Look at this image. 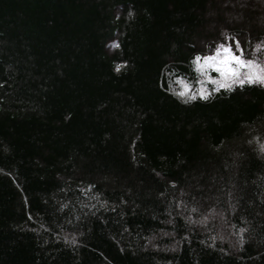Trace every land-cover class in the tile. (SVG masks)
Returning a JSON list of instances; mask_svg holds the SVG:
<instances>
[{
    "label": "trees",
    "instance_id": "trees-1",
    "mask_svg": "<svg viewBox=\"0 0 264 264\" xmlns=\"http://www.w3.org/2000/svg\"><path fill=\"white\" fill-rule=\"evenodd\" d=\"M225 46L264 68V0H0V264H264V83L197 67Z\"/></svg>",
    "mask_w": 264,
    "mask_h": 264
},
{
    "label": "snow or ice",
    "instance_id": "snow-or-ice-1",
    "mask_svg": "<svg viewBox=\"0 0 264 264\" xmlns=\"http://www.w3.org/2000/svg\"><path fill=\"white\" fill-rule=\"evenodd\" d=\"M236 46H239V42H236ZM224 56L222 59L218 57H204V64L207 67H215V70L221 74L224 80H232L235 83L243 84L245 80L248 83H252L254 81H258L260 83H264V68H259L255 65L253 61L244 60L240 56L235 55L232 52V48L230 46H225L223 48ZM196 61L199 65L200 57L197 56ZM119 67V66H118ZM241 68H248L249 71L244 74V78H241ZM220 87L229 88L230 85L224 82H220ZM184 93L181 92L180 95ZM202 98H206V94L204 92L200 93ZM192 98H195L194 96Z\"/></svg>",
    "mask_w": 264,
    "mask_h": 264
},
{
    "label": "rangeland",
    "instance_id": "rangeland-1",
    "mask_svg": "<svg viewBox=\"0 0 264 264\" xmlns=\"http://www.w3.org/2000/svg\"><path fill=\"white\" fill-rule=\"evenodd\" d=\"M213 56L222 59L223 56H224L223 49H221V50L215 52V53L212 54V55H207V56H204V57H213ZM204 57H201V58H200L199 65H198V63H197V61H196L197 67H198L199 69H204V70L212 69L213 71H216V70H215V67H207V66H205V64H204ZM218 73H219V72H218Z\"/></svg>",
    "mask_w": 264,
    "mask_h": 264
}]
</instances>
